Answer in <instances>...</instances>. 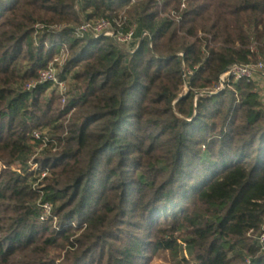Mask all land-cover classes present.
I'll return each mask as SVG.
<instances>
[{
	"label": "trees",
	"instance_id": "obj_1",
	"mask_svg": "<svg viewBox=\"0 0 264 264\" xmlns=\"http://www.w3.org/2000/svg\"><path fill=\"white\" fill-rule=\"evenodd\" d=\"M102 17L134 49L75 36ZM63 46L66 104L24 89ZM261 58L264 0H0V264H58L83 229L103 244L77 264H264V102L256 81L214 89Z\"/></svg>",
	"mask_w": 264,
	"mask_h": 264
},
{
	"label": "built area",
	"instance_id": "obj_2",
	"mask_svg": "<svg viewBox=\"0 0 264 264\" xmlns=\"http://www.w3.org/2000/svg\"><path fill=\"white\" fill-rule=\"evenodd\" d=\"M133 2L135 0H132ZM183 7L185 4L183 3ZM37 31H43L47 26L43 23H38L35 25ZM63 26H58V30ZM49 29H53L52 26H48ZM57 30V29H56ZM136 26H130L126 31L116 30L113 23L108 18H99L96 20L83 21L78 27H76L74 34L76 37L82 38L87 34H92L95 37L108 36L113 38L118 43L125 46L133 45L136 41L135 39ZM143 34H146L144 32ZM182 54V53H181ZM69 59V52L65 46L60 48V51L56 53L54 58L50 61L47 67L39 71L37 79L28 81L24 84V89L32 90L38 84L49 83L51 88L54 89L60 96L63 104H66L68 98L70 97V88L66 82V79L61 77V72L64 68L66 61ZM191 74L192 71L189 70ZM264 76V59H259L256 62L250 63H235L228 67L219 78L218 83L215 86V91H222L226 88L227 82L230 79L234 80H247L256 81L258 78ZM33 136L36 139H41L43 145H45L49 140V136L44 131H34ZM36 164H32V168H36ZM46 173L44 172L42 176ZM41 207V220H52L57 222V216L53 214V206L49 201L40 202ZM56 224V223H55Z\"/></svg>",
	"mask_w": 264,
	"mask_h": 264
},
{
	"label": "rangeland",
	"instance_id": "obj_3",
	"mask_svg": "<svg viewBox=\"0 0 264 264\" xmlns=\"http://www.w3.org/2000/svg\"><path fill=\"white\" fill-rule=\"evenodd\" d=\"M122 15L125 14L123 13ZM53 29H58V25H53ZM126 47L129 49H134L133 45ZM66 82L71 89L70 91H72L73 79L71 74L67 76ZM257 84L258 90L264 102V80H261V82H257ZM50 91L51 89L49 90V92ZM43 131L45 133H48V130ZM53 223V225L55 226L56 222ZM84 228H86V225L84 226ZM70 241L71 244L70 247H67V253L63 252V258L57 261L58 264H77L81 260H88L90 258L97 257L99 248L103 244V235L97 229H83L77 232L73 237H71ZM147 250L148 251H145L144 253V257L145 261H147L148 264H178L176 258H174L168 251H158L153 253L149 249ZM186 256L188 258H191L187 253Z\"/></svg>",
	"mask_w": 264,
	"mask_h": 264
},
{
	"label": "crops",
	"instance_id": "obj_4",
	"mask_svg": "<svg viewBox=\"0 0 264 264\" xmlns=\"http://www.w3.org/2000/svg\"><path fill=\"white\" fill-rule=\"evenodd\" d=\"M257 80L258 82H261V80H264V76H260Z\"/></svg>",
	"mask_w": 264,
	"mask_h": 264
}]
</instances>
